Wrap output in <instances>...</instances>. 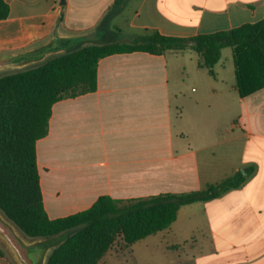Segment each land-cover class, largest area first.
Wrapping results in <instances>:
<instances>
[{"label":"crops","instance_id":"crops-1","mask_svg":"<svg viewBox=\"0 0 264 264\" xmlns=\"http://www.w3.org/2000/svg\"><path fill=\"white\" fill-rule=\"evenodd\" d=\"M5 2L0 57L92 33L115 0ZM128 10L124 29L115 26ZM263 19L264 0H131L112 25L124 41L146 30L191 38ZM202 63L191 49L111 55L99 62L95 92L53 106L37 143L51 219L101 196L189 193L251 170L240 188L181 207L168 229L130 247L118 238L99 264H264V88L240 96L232 48L215 75ZM0 264L15 263L0 250Z\"/></svg>","mask_w":264,"mask_h":264},{"label":"trees","instance_id":"trees-1","mask_svg":"<svg viewBox=\"0 0 264 264\" xmlns=\"http://www.w3.org/2000/svg\"><path fill=\"white\" fill-rule=\"evenodd\" d=\"M130 1L115 0L105 19L121 14ZM9 14V5L0 0V21ZM226 48L234 51L240 96L263 89L264 19L191 38L146 30L124 41L81 47L38 67L0 77V210L30 238L70 233L53 250L47 264H99L118 238L130 247L168 229L181 207L214 200L247 181L251 170L189 193L130 200L101 196L89 209L58 219L48 216L41 188L37 143L49 133L53 106L63 99L95 92L101 59L115 54L162 55L191 49L202 57V66L215 75L214 67Z\"/></svg>","mask_w":264,"mask_h":264},{"label":"water","instance_id":"water-1","mask_svg":"<svg viewBox=\"0 0 264 264\" xmlns=\"http://www.w3.org/2000/svg\"><path fill=\"white\" fill-rule=\"evenodd\" d=\"M92 33L80 36H55L50 41L14 55L0 57V77L38 67L47 61L89 45L119 41L113 20L105 19ZM69 232L50 238H30L0 210V244L15 264H47L48 258L69 236Z\"/></svg>","mask_w":264,"mask_h":264},{"label":"rangeland","instance_id":"rangeland-1","mask_svg":"<svg viewBox=\"0 0 264 264\" xmlns=\"http://www.w3.org/2000/svg\"><path fill=\"white\" fill-rule=\"evenodd\" d=\"M95 10H96V8H93L92 11H91V13L94 14V11H95ZM129 16H130V11L128 10V11H126L123 15H121L119 18H117V19L115 20L114 25L120 27L121 29H124V26H123V25H124L126 19H127ZM86 20H88V21H86L87 24L92 23V19H90L89 16L86 17ZM0 250L2 251V253L6 254V255L8 256V253H7L6 249H5L1 244H0ZM9 257H10V256H9ZM10 258H11V257H10Z\"/></svg>","mask_w":264,"mask_h":264}]
</instances>
